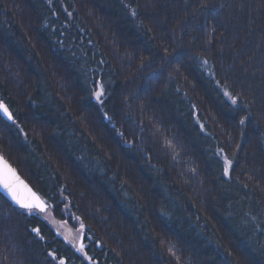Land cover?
I'll return each instance as SVG.
<instances>
[{
  "label": "trees",
  "instance_id": "trees-1",
  "mask_svg": "<svg viewBox=\"0 0 264 264\" xmlns=\"http://www.w3.org/2000/svg\"><path fill=\"white\" fill-rule=\"evenodd\" d=\"M0 103L91 257L0 192V264H264V0H0Z\"/></svg>",
  "mask_w": 264,
  "mask_h": 264
},
{
  "label": "snow or ice",
  "instance_id": "snow-or-ice-1",
  "mask_svg": "<svg viewBox=\"0 0 264 264\" xmlns=\"http://www.w3.org/2000/svg\"><path fill=\"white\" fill-rule=\"evenodd\" d=\"M135 15V11L132 13ZM163 59V57H162ZM206 64L207 61H204ZM95 98L98 103L103 104L104 100L102 97H104L105 92L103 85H99V90L94 93ZM225 95L228 96V98L232 101L233 104L237 103V99L233 97L229 92H225ZM0 112H3L4 115L8 117L9 120H13L12 114L9 112V109L3 104L0 103ZM105 119H111V117H108L107 114H105ZM248 119L247 116L241 118L240 124L243 125L245 123V120ZM14 122V121H13ZM221 153H223V149L220 150ZM235 157L230 159L227 155H223V161H224V175L228 176L230 172L233 170V160ZM0 164L3 165L2 169H0V191H2L5 195H8L11 197V199L19 205L21 208L25 209L29 215L32 214L34 210H38L40 212H45L47 210V204L44 200H42L36 193L31 192V189H28V191L31 193L30 197H21L18 190L16 189L15 185L17 183H21L19 181V177L16 175V172L14 169H12L6 161H4V158L0 156ZM247 187V185H245ZM25 188H27V185H25ZM253 219H255L253 217ZM84 225L81 223V228H83ZM37 233H39L38 229H34ZM43 239V237H41ZM81 252L84 251V245L82 244L80 249ZM169 251L171 252L172 249L170 248ZM174 254V253H173ZM49 255H52L53 260L56 259V256L52 253ZM84 255L87 259H91V257H87V253L85 252ZM59 264H65V261L63 259L59 260Z\"/></svg>",
  "mask_w": 264,
  "mask_h": 264
},
{
  "label": "rangeland",
  "instance_id": "rangeland-1",
  "mask_svg": "<svg viewBox=\"0 0 264 264\" xmlns=\"http://www.w3.org/2000/svg\"><path fill=\"white\" fill-rule=\"evenodd\" d=\"M4 116L8 119V117L6 115H4ZM26 182L32 187V185L28 181H26ZM44 201L46 202L47 206H49L47 201L46 200H44ZM38 212H40V211H38ZM40 213L44 214L43 216L45 217V219H47V221L52 225V227L56 230V232L59 235L64 237L67 242L71 243L75 248H77L78 251H80L79 249H80L81 245L82 244L84 245V233H85L86 226L82 223V221L79 218H77L74 215H67V221L57 220L52 215V213L50 212L48 207H47L46 212H40ZM81 223L84 225L83 228H81ZM80 253L84 254V251L83 252L80 251Z\"/></svg>",
  "mask_w": 264,
  "mask_h": 264
},
{
  "label": "water",
  "instance_id": "water-1",
  "mask_svg": "<svg viewBox=\"0 0 264 264\" xmlns=\"http://www.w3.org/2000/svg\"><path fill=\"white\" fill-rule=\"evenodd\" d=\"M0 156H2L0 154ZM3 157V156H2ZM4 161L7 162V164L15 170L16 172V175L19 177V181L21 183H17L15 185L16 189L18 190L19 194L21 197H30L31 196V193L28 191V189H31V192H34L36 193L40 198L41 196L25 181V179L19 174V172L4 158ZM3 165L0 164V169H2ZM25 185H27V188H25ZM3 195H5L2 191H0ZM13 204H15L16 206L20 207L19 205H17L12 199L10 196L8 195H5ZM42 199V198H41ZM43 200V199H42Z\"/></svg>",
  "mask_w": 264,
  "mask_h": 264
},
{
  "label": "bare ground",
  "instance_id": "bare-ground-1",
  "mask_svg": "<svg viewBox=\"0 0 264 264\" xmlns=\"http://www.w3.org/2000/svg\"><path fill=\"white\" fill-rule=\"evenodd\" d=\"M3 115H4V114H3ZM1 155H2V154H1ZM3 158H4V157H3ZM13 167H14V166H13ZM14 168H15V167H14ZM4 196H5V195H4ZM5 197H6V196H5ZM6 198H7V197H6ZM20 208H21V207H20ZM46 211H47V210H46ZM46 211H45V212H46Z\"/></svg>",
  "mask_w": 264,
  "mask_h": 264
}]
</instances>
